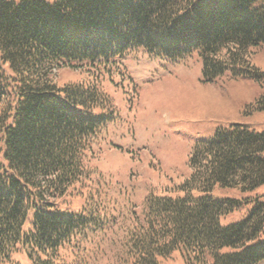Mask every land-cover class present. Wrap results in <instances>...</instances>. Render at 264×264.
Listing matches in <instances>:
<instances>
[{"label":"trees","instance_id":"obj_1","mask_svg":"<svg viewBox=\"0 0 264 264\" xmlns=\"http://www.w3.org/2000/svg\"><path fill=\"white\" fill-rule=\"evenodd\" d=\"M136 49L168 60L195 51L204 81L264 84L251 62L264 49V0H0V264L19 250L29 264H159L174 251L185 264L264 261V196L222 226L239 203L210 195L264 183V133L249 126L194 144L182 197L149 193L117 215L61 208L100 177L92 146L115 111L98 75ZM63 66L94 78L58 86ZM250 109H264V95Z\"/></svg>","mask_w":264,"mask_h":264},{"label":"rangeland","instance_id":"obj_2","mask_svg":"<svg viewBox=\"0 0 264 264\" xmlns=\"http://www.w3.org/2000/svg\"><path fill=\"white\" fill-rule=\"evenodd\" d=\"M251 62L264 73V49ZM121 66L113 72L101 71L96 81L111 98L115 111L92 146L94 152L102 149L95 165L100 177L88 188L78 189L62 209L78 212L97 207L102 214L117 215L139 208L149 193L182 197L184 192L174 188L190 175L188 156L197 141L236 124L264 133V109H250L264 95V84L254 78L230 79L225 73L212 82L204 81L195 51L168 60L150 58L136 49ZM93 78L91 72L68 66L55 73L58 86ZM94 188L106 195L95 193ZM210 195L239 203L221 217L220 224L226 226L244 219L255 198L263 199L264 183L251 190L216 186ZM12 262L29 264L22 250L12 255ZM159 264L185 263L174 251Z\"/></svg>","mask_w":264,"mask_h":264}]
</instances>
